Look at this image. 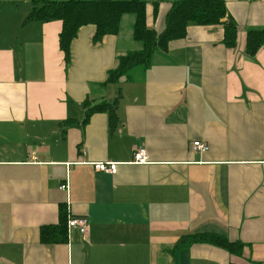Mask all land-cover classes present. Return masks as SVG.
I'll use <instances>...</instances> for the list:
<instances>
[{
	"label": "crops",
	"instance_id": "crops-1",
	"mask_svg": "<svg viewBox=\"0 0 264 264\" xmlns=\"http://www.w3.org/2000/svg\"><path fill=\"white\" fill-rule=\"evenodd\" d=\"M145 1L147 26L161 33L171 4L155 17V0ZM224 1L239 27L235 49L222 26H191L148 69L106 88L91 85L141 49L133 15L98 45L95 26L80 28L67 67L62 22L24 24L33 0L4 2L0 264H264V46L254 58L245 51L247 30L264 29V0ZM116 97V128L105 113L85 122L87 98ZM197 141L209 150H194ZM138 150L146 164L132 163ZM96 162L118 163V172H97ZM62 205L89 231L67 227L65 242L43 244L41 228L59 223ZM196 234L243 252L180 243Z\"/></svg>",
	"mask_w": 264,
	"mask_h": 264
},
{
	"label": "trees",
	"instance_id": "trees-1",
	"mask_svg": "<svg viewBox=\"0 0 264 264\" xmlns=\"http://www.w3.org/2000/svg\"><path fill=\"white\" fill-rule=\"evenodd\" d=\"M6 0H0V15ZM252 1V0H250ZM34 7L26 17L24 24L31 22L49 23L61 21L62 32L59 36L60 50L65 55L66 66L72 64V43L78 36L80 28L93 25L96 28L93 37L94 45L100 44L107 36H117L120 32L122 17L133 15V39L141 44V49L119 56L117 65L107 74L104 83L91 86L106 88L117 85L122 79L130 81L135 70L148 69L152 65L153 56L167 53L171 42L185 39L191 26H222L224 30L223 44L228 49H235L238 43L239 27L229 14L224 0H155L154 16L157 17L161 3L168 2L171 8L165 19V28L161 33L147 26L145 0H33ZM246 54L254 58L264 46V29H248ZM117 94H120L118 90ZM119 97V95H118ZM113 101L94 102L87 98L81 104L87 110L86 123L94 114L105 113L109 118L110 130L116 128L119 120L117 106L119 98ZM69 107L74 106L68 102ZM69 213L65 206H60L59 223L41 228L40 239L43 244L62 243L67 240V222ZM181 244L207 243L220 247L233 255H241L243 245L231 243L228 239L217 235H184Z\"/></svg>",
	"mask_w": 264,
	"mask_h": 264
},
{
	"label": "built area",
	"instance_id": "built-area-1",
	"mask_svg": "<svg viewBox=\"0 0 264 264\" xmlns=\"http://www.w3.org/2000/svg\"><path fill=\"white\" fill-rule=\"evenodd\" d=\"M193 149L201 152L209 150V146L206 143L194 142ZM133 164H146L147 157L145 150H138L134 154ZM95 171L105 172L111 175H115L118 172V163L114 162H96L92 164ZM62 190H68L67 182L61 186ZM67 227L69 230H77L82 236H86L89 231L90 223L85 217H73L70 216L67 222Z\"/></svg>",
	"mask_w": 264,
	"mask_h": 264
},
{
	"label": "rangeland",
	"instance_id": "rangeland-1",
	"mask_svg": "<svg viewBox=\"0 0 264 264\" xmlns=\"http://www.w3.org/2000/svg\"><path fill=\"white\" fill-rule=\"evenodd\" d=\"M21 2H19V6L22 7V6H26L28 3H30V0H20ZM134 77H137V75H135ZM113 91L111 90L109 92V94H111Z\"/></svg>",
	"mask_w": 264,
	"mask_h": 264
}]
</instances>
